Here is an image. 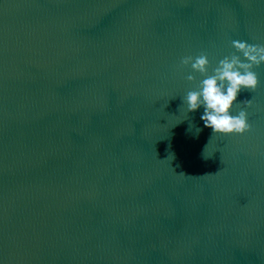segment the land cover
<instances>
[{
    "label": "water",
    "instance_id": "1",
    "mask_svg": "<svg viewBox=\"0 0 264 264\" xmlns=\"http://www.w3.org/2000/svg\"><path fill=\"white\" fill-rule=\"evenodd\" d=\"M233 40L264 0H0V264H264V64L243 135L183 103Z\"/></svg>",
    "mask_w": 264,
    "mask_h": 264
},
{
    "label": "clouds",
    "instance_id": "2",
    "mask_svg": "<svg viewBox=\"0 0 264 264\" xmlns=\"http://www.w3.org/2000/svg\"><path fill=\"white\" fill-rule=\"evenodd\" d=\"M232 46L236 52L220 59L212 75H208L210 61L204 53L181 60L182 65L191 64L193 70L205 76L196 90L188 91L183 103L187 104L188 112L203 107L200 119L213 134L243 135L251 130L247 108L252 105V99L240 103L243 107L237 115L231 109L241 91L253 92L259 86L258 74L253 69L264 64V45L233 40ZM187 79L191 81L195 77L189 75Z\"/></svg>",
    "mask_w": 264,
    "mask_h": 264
}]
</instances>
